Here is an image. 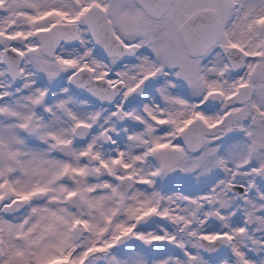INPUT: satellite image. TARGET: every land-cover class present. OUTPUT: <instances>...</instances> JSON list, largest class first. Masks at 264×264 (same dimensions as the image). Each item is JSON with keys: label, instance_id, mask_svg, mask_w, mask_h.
Returning a JSON list of instances; mask_svg holds the SVG:
<instances>
[{"label": "snow or ice", "instance_id": "6c2138e0", "mask_svg": "<svg viewBox=\"0 0 264 264\" xmlns=\"http://www.w3.org/2000/svg\"><path fill=\"white\" fill-rule=\"evenodd\" d=\"M0 264H264V0H0Z\"/></svg>", "mask_w": 264, "mask_h": 264}]
</instances>
